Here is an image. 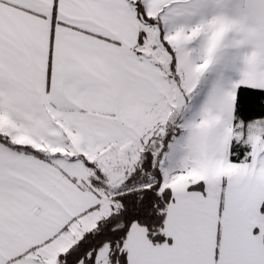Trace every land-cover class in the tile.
<instances>
[{
    "label": "snow or ice",
    "instance_id": "obj_1",
    "mask_svg": "<svg viewBox=\"0 0 264 264\" xmlns=\"http://www.w3.org/2000/svg\"><path fill=\"white\" fill-rule=\"evenodd\" d=\"M0 264H264V0H0Z\"/></svg>",
    "mask_w": 264,
    "mask_h": 264
}]
</instances>
